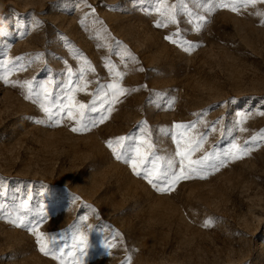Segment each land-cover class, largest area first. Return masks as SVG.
<instances>
[{
  "label": "rangeland",
  "instance_id": "374dc122",
  "mask_svg": "<svg viewBox=\"0 0 264 264\" xmlns=\"http://www.w3.org/2000/svg\"><path fill=\"white\" fill-rule=\"evenodd\" d=\"M232 6L0 0V264H264V0Z\"/></svg>",
  "mask_w": 264,
  "mask_h": 264
},
{
  "label": "snow or ice",
  "instance_id": "6c2138e0",
  "mask_svg": "<svg viewBox=\"0 0 264 264\" xmlns=\"http://www.w3.org/2000/svg\"><path fill=\"white\" fill-rule=\"evenodd\" d=\"M249 3H255V0H233V6H232V10L236 11L237 10V4H242L244 6H247ZM219 7H227L228 5L224 4V3H220L218 5ZM27 98V97H26ZM76 129H73V131H75ZM123 139V138H120ZM111 146V145H109ZM119 158V157H118ZM151 182V181H150ZM40 251L43 252L45 255H49V249H47L44 246L40 247Z\"/></svg>",
  "mask_w": 264,
  "mask_h": 264
}]
</instances>
